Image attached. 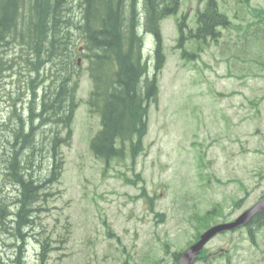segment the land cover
<instances>
[{"label":"rangeland","instance_id":"rangeland-1","mask_svg":"<svg viewBox=\"0 0 264 264\" xmlns=\"http://www.w3.org/2000/svg\"><path fill=\"white\" fill-rule=\"evenodd\" d=\"M218 2L221 11L232 10L230 16L240 9L218 42L200 49L194 41L186 45L198 51L194 57L183 58L175 48L176 20L185 12L195 27L206 0H183L176 14L161 21L168 59L159 102L150 106L144 151L136 158L107 161L90 149L100 116L86 103L92 85L87 72H80V104L71 143L61 147V178L38 203L36 229L25 231L28 264H38L36 253L47 237L51 250L41 264H172V252L186 249L200 228L198 215L211 211L209 222L230 221L262 199L264 0ZM142 34L150 56L153 38ZM19 79L25 83L18 67L0 84V124L12 116ZM4 130L2 138L8 135ZM48 166L45 159L41 177ZM15 189L0 168L1 197L10 205ZM1 229L0 264H13L10 255L20 242ZM250 233L247 226L216 235L194 264H264V227L254 241Z\"/></svg>","mask_w":264,"mask_h":264},{"label":"trees","instance_id":"trees-1","mask_svg":"<svg viewBox=\"0 0 264 264\" xmlns=\"http://www.w3.org/2000/svg\"><path fill=\"white\" fill-rule=\"evenodd\" d=\"M182 1L0 0V84L18 67L26 77L25 83L18 80L13 105L11 97L12 116L0 124L8 134L5 138L0 134L1 175L16 188L13 205L0 193L1 230L20 242L9 256L13 264H25V231L36 229L38 203L52 195L48 187L61 178L65 162L61 147L71 143L81 71L87 72L92 85L86 103L100 116L101 127L90 140L93 153L109 161L128 155L134 159L144 151L150 106L158 101L159 78L168 59L161 21L176 14ZM188 19L184 13L176 20L175 48L183 58L198 54L187 48L190 41L200 49L201 42L218 40L221 27L230 24L218 0H207L198 10L195 27ZM141 30L153 38L147 58ZM45 159L47 176L41 177ZM211 217V211L198 215L195 239L211 224ZM263 224L264 211L250 226L257 230ZM49 239L40 242L38 264L48 258ZM172 255L175 263L181 251Z\"/></svg>","mask_w":264,"mask_h":264},{"label":"water","instance_id":"water-1","mask_svg":"<svg viewBox=\"0 0 264 264\" xmlns=\"http://www.w3.org/2000/svg\"><path fill=\"white\" fill-rule=\"evenodd\" d=\"M264 207V199L258 201L255 205H253L250 209L245 211L242 215H240L235 221L229 223L218 224L215 226L210 227L206 231H204L199 239L189 246L181 255V258L176 264H192L198 254L200 253L201 249L204 245L218 232L241 226L246 224L251 217L259 210L263 209Z\"/></svg>","mask_w":264,"mask_h":264}]
</instances>
